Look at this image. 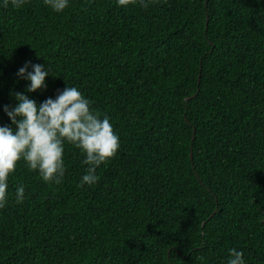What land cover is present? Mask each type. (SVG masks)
Returning <instances> with one entry per match:
<instances>
[{"label":"trees","instance_id":"16d2710c","mask_svg":"<svg viewBox=\"0 0 264 264\" xmlns=\"http://www.w3.org/2000/svg\"><path fill=\"white\" fill-rule=\"evenodd\" d=\"M26 62L45 64L46 89L27 93ZM66 85L109 117L120 150L91 187L72 145L60 184L18 162L0 264H223L230 248L264 264V0L0 9V126L13 92L39 104Z\"/></svg>","mask_w":264,"mask_h":264},{"label":"clouds","instance_id":"9594fccd","mask_svg":"<svg viewBox=\"0 0 264 264\" xmlns=\"http://www.w3.org/2000/svg\"><path fill=\"white\" fill-rule=\"evenodd\" d=\"M57 14L70 6V0H44ZM116 6L126 8L139 4L147 8L155 0H115ZM26 0H0V9H21ZM29 67L31 71H29ZM17 77L28 82L27 93L46 89V77L50 76L45 64L26 62ZM15 105L4 106L3 111L10 125L0 126V209L9 200V178L18 162L23 161L29 171L36 172L45 183L60 184L65 176V145L79 149L84 156L85 174L78 187H91L100 177L97 169L110 162L120 150V140L109 117L91 107L76 87H66L55 98L37 104L28 95L13 92ZM26 199L25 187L15 190V202ZM223 264H248L244 252L237 248L227 250Z\"/></svg>","mask_w":264,"mask_h":264},{"label":"water","instance_id":"95a60500","mask_svg":"<svg viewBox=\"0 0 264 264\" xmlns=\"http://www.w3.org/2000/svg\"><path fill=\"white\" fill-rule=\"evenodd\" d=\"M194 136H195V130L193 131L192 142L194 141ZM190 159H192V152L191 151H190Z\"/></svg>","mask_w":264,"mask_h":264}]
</instances>
